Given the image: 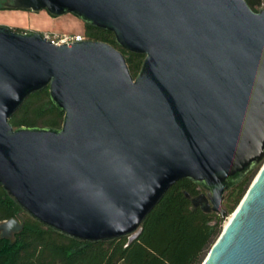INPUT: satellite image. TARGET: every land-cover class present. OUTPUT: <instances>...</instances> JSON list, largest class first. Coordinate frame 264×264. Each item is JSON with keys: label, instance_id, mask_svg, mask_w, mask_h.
Masks as SVG:
<instances>
[{"label": "water", "instance_id": "95a60500", "mask_svg": "<svg viewBox=\"0 0 264 264\" xmlns=\"http://www.w3.org/2000/svg\"><path fill=\"white\" fill-rule=\"evenodd\" d=\"M71 13L144 55L133 76L98 40L54 45L0 24V187L33 219L98 242L142 231L178 180L191 208L226 216L224 193L256 171L200 264H264V8L246 0H8ZM48 88L59 128L10 116ZM23 224L0 222L10 238Z\"/></svg>", "mask_w": 264, "mask_h": 264}, {"label": "trees", "instance_id": "16d2710c", "mask_svg": "<svg viewBox=\"0 0 264 264\" xmlns=\"http://www.w3.org/2000/svg\"><path fill=\"white\" fill-rule=\"evenodd\" d=\"M246 2L256 11L264 0ZM0 9L9 8L2 3ZM84 28L87 39L104 41L119 49L131 74L136 75L144 55L118 46L108 30L88 24H84ZM63 115L52 103L46 87L30 94L10 116L9 122L14 128H59ZM253 175L251 172L224 193L228 213L242 198ZM184 191L195 194V185L188 179L175 182L145 217L139 236L127 244V237L88 242L62 235L25 213L0 187V222L15 218L23 224L12 237H0V264H200L206 249L220 233V218L200 208L192 209Z\"/></svg>", "mask_w": 264, "mask_h": 264}, {"label": "rangeland", "instance_id": "374dc122", "mask_svg": "<svg viewBox=\"0 0 264 264\" xmlns=\"http://www.w3.org/2000/svg\"><path fill=\"white\" fill-rule=\"evenodd\" d=\"M6 0H0V5ZM264 8V2L257 7V9ZM0 24H5L13 29L21 28L24 31H39L41 33H65V34H84V23L75 15L66 13L60 16H54L48 13L46 10L31 11V10H12V9H0ZM256 171H253L255 174ZM254 176V175H253ZM252 176V178H253ZM223 207L226 209V216L229 213L223 201ZM217 216H219L217 214ZM220 218V232L226 221V218ZM218 236V235H217ZM12 237V236H11ZM211 247V246H210ZM206 249L204 256L209 251Z\"/></svg>", "mask_w": 264, "mask_h": 264}, {"label": "built area", "instance_id": "2783aa9c", "mask_svg": "<svg viewBox=\"0 0 264 264\" xmlns=\"http://www.w3.org/2000/svg\"><path fill=\"white\" fill-rule=\"evenodd\" d=\"M42 34L47 40H49L54 45L66 44V45L70 46L74 42H78V41H82V40L87 39L84 34H78V33L65 34V33L48 32V33H42Z\"/></svg>", "mask_w": 264, "mask_h": 264}, {"label": "flooded vegetation", "instance_id": "af4514ba", "mask_svg": "<svg viewBox=\"0 0 264 264\" xmlns=\"http://www.w3.org/2000/svg\"><path fill=\"white\" fill-rule=\"evenodd\" d=\"M6 1H8V0H6ZM6 1H4V2H6ZM4 2H3V4H4ZM193 184H194V183H193ZM194 185H195L196 193L193 194V195H197V194H199V193H206V190H204L203 188H199L198 185H196V184H194ZM223 201H224V199H223ZM207 213H214L215 215H217V213H215V212H213V211H210V212H207Z\"/></svg>", "mask_w": 264, "mask_h": 264}, {"label": "bare ground", "instance_id": "6f19581e", "mask_svg": "<svg viewBox=\"0 0 264 264\" xmlns=\"http://www.w3.org/2000/svg\"><path fill=\"white\" fill-rule=\"evenodd\" d=\"M231 216L229 215V217L226 219L224 225L228 222V219L230 218Z\"/></svg>", "mask_w": 264, "mask_h": 264}, {"label": "crops", "instance_id": "0c3cea01", "mask_svg": "<svg viewBox=\"0 0 264 264\" xmlns=\"http://www.w3.org/2000/svg\"><path fill=\"white\" fill-rule=\"evenodd\" d=\"M13 10V9H12ZM16 11H19V10H16Z\"/></svg>", "mask_w": 264, "mask_h": 264}]
</instances>
